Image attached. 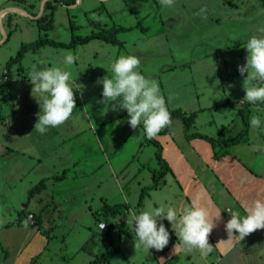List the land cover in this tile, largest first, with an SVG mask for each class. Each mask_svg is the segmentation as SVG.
<instances>
[{"label":"rangeland","instance_id":"rangeland-1","mask_svg":"<svg viewBox=\"0 0 264 264\" xmlns=\"http://www.w3.org/2000/svg\"><path fill=\"white\" fill-rule=\"evenodd\" d=\"M74 5L58 4L54 28L45 31L35 19L41 11V0H0V13L17 7L29 14L7 13L0 27V116L4 119L0 117V264H31L35 259L37 264H91L113 245L130 255L133 239L120 233L119 228L101 231L100 222L124 221L125 226L133 227L127 224V218L137 213L141 191L151 188L152 169L160 166L155 147L145 143L143 127L133 129L128 123L127 110H112L100 103L103 85L97 81L112 75L111 65L122 54L139 57L137 71L159 84L169 112L181 109L187 115L196 113L188 135L199 132L218 138L225 127L224 138L235 137L245 128L239 109L246 108L249 119L258 116L261 126L249 128L246 134L250 143L232 146L229 151H236L247 162L264 160V102H240L246 95L243 82L247 73L241 76L238 71V66L246 63L247 40L261 35L260 29H264V0H175L168 8L159 0H82ZM202 8L206 9L203 13ZM114 27L125 28L118 34L120 45L101 39L75 48L46 45L29 51L20 71L19 65L12 66L10 91L3 83L4 73L9 71L7 62L23 44L44 36L69 43L73 36L83 38ZM68 52L78 57L69 69L76 108L62 125L50 127L44 134L35 133L29 124L33 118L38 121L40 106L31 94L33 85L28 75L34 65L63 67L62 59ZM119 115L123 116L117 118ZM5 121L3 125L11 121L14 130L16 126L24 130V137L15 139L17 135L10 127L1 125ZM29 132L30 141L36 144L43 137L48 148L43 150L40 145L37 151L30 150L25 143ZM184 132L181 120L174 118L171 134L181 142ZM142 143L143 148L137 152ZM254 145L260 146L258 152L253 150ZM8 147L17 148L18 153L6 156ZM23 152L35 154L37 161L42 158L43 165L30 156L25 158ZM62 165L68 167V178L48 181L47 190L24 205L29 190L44 177L61 174ZM259 169L263 173L264 164ZM168 181L171 187L149 189L142 203L145 209L149 203L157 206L158 201L165 204L169 198L178 212L188 205L176 196L170 176ZM38 197L43 198V204ZM52 197L56 203L51 202ZM105 197L110 205L127 203L130 211L115 217L98 214L97 219L93 213L102 209ZM224 211L230 217L226 208ZM29 212L41 214L39 224L31 223ZM169 234V239L176 235ZM209 243L214 248L207 256L199 250L183 252L173 264H225L227 259L215 252L210 237ZM240 247L250 249L251 254L240 257L239 264H264V229L251 233ZM117 263L126 264L121 257Z\"/></svg>","mask_w":264,"mask_h":264},{"label":"clouds","instance_id":"clouds-1","mask_svg":"<svg viewBox=\"0 0 264 264\" xmlns=\"http://www.w3.org/2000/svg\"><path fill=\"white\" fill-rule=\"evenodd\" d=\"M159 3L168 8L174 6L175 0H159ZM205 10L202 8L201 13ZM260 32L261 35H252L247 40L244 47L248 52L246 63L238 66L241 76L247 73L243 82L246 95L240 102H264V29H260ZM77 59L76 55L68 52L63 56V67L40 68L34 65L30 71L28 78L33 85L31 94L40 106L34 132L44 134L50 127H58L71 117L76 108V100L70 84L69 69ZM139 66L140 59L136 55L122 54L115 59L111 65L112 75L108 74L97 81L103 85V100L100 103L112 110H127L131 128L142 126L147 138L153 139L171 124V115L159 84L137 71ZM260 126V118L252 116L250 127L257 129ZM259 148L258 145L253 146L254 151ZM157 205L149 203L146 210H141L138 214L133 212L131 219L127 218V224L134 226L135 249L142 247L145 251L153 248L163 250L169 244L170 234L165 225L158 222L167 220L178 237L173 248L175 254L199 250L202 256H207L213 251L209 235L217 226L214 220H219L221 213L211 217L198 199H193L179 212L171 205L165 206L163 200L158 201ZM242 207L244 215L240 211L228 210L230 219L225 224L228 234L226 241H243L249 234L264 229V199H255ZM24 224L27 226V221ZM104 227L105 224H101V228ZM222 242L225 240L215 246Z\"/></svg>","mask_w":264,"mask_h":264},{"label":"crops","instance_id":"crops-1","mask_svg":"<svg viewBox=\"0 0 264 264\" xmlns=\"http://www.w3.org/2000/svg\"><path fill=\"white\" fill-rule=\"evenodd\" d=\"M3 18H1V23L3 22ZM11 76L12 74H10L9 78L7 80H4L3 82L5 85L8 86L7 89L9 91L12 86ZM4 102L6 103V100ZM122 116L123 115H119L117 118H120ZM0 117L2 118L1 120H4L3 116ZM6 122L7 121L2 123L1 125L4 127H10L11 132L17 135L14 136L15 139L17 137H24V130H17V127L19 126L17 120L16 123L18 126L15 127V130L12 128L11 121H9L8 124L3 125ZM36 122V119L33 118L32 125L29 124V128H32L33 132ZM249 128L251 129V127ZM30 129L27 128V130ZM171 129L172 124L166 134H157L154 138L159 141L162 145L163 158L168 163L170 169L164 178V183L158 189L162 188L163 186L164 188L171 187L168 181V177L170 176L176 185V196L182 198L184 201L187 202L188 205L193 199H198L201 205L209 211L211 217H215L218 213H221L220 219L214 220L217 226L210 233L209 237L212 239L214 245H217L221 240H225V242L220 243L219 246H215V252L219 256H221V258L227 259L225 264H239L240 257L245 256L247 258L251 254V252L248 248L240 247V244H242L243 241H239L236 239L226 241L228 239V234L225 230V224L230 219V217L225 214L224 210L226 208L227 212L230 208H232L231 210L240 211L241 215H244L242 207L243 205L251 203L255 199H264V171L263 173H261V170L259 169V167L264 164V160L261 161V158H256L255 160H253V158L255 157V155H253L252 159H250L253 161L247 162L244 157H240L236 151L232 152L231 150L229 151L228 155L222 156L220 159H215L213 147L208 141L200 138L189 140L187 139L188 134L185 131L184 135L182 136V141L179 142L176 137L171 134ZM250 129L248 130L250 131ZM29 135L30 132L27 133V135L25 136L27 137V139H25V143L28 144L27 147L30 150L37 151L40 145L43 150L44 148H48V143L46 139H43L42 137V139L40 138L36 140L37 142L36 144H34L33 141L29 140ZM242 142L234 145V147L236 148L240 144L248 145L250 143L247 137H245ZM142 148L143 143L140 145L137 152L141 151ZM8 150L9 153L6 156L18 153V149L14 147H8ZM24 150L28 151V149L26 148ZM132 153H134L133 155L136 154L135 151H132ZM23 156L25 158L30 156L32 160L35 159L33 158L35 156V154L33 153L31 155H28L27 153L23 152ZM37 159L39 160L37 161L35 159V163L43 165V159ZM78 160H80V157ZM63 162H65V160L58 161V163ZM56 163L57 161L55 160V162H53V165H55ZM63 166L64 165H62L60 168H63ZM62 170L68 171V167L66 166ZM152 170L153 176V172H155L156 170H160V168H155ZM152 185L150 186L152 187ZM37 200L38 202L43 204L42 197H38ZM104 200H106L108 203L109 198L105 197ZM51 202L56 203L54 197H52ZM172 204L173 202H171L170 198L165 200V206H172ZM144 209L145 208L143 207V210ZM29 213L36 215L35 212ZM122 222L125 225V222ZM161 223L165 225L166 229L170 231L171 234L175 233L169 226L167 220H162ZM120 233L122 232L120 231ZM129 238L133 239L132 237ZM177 242L178 237L175 235L173 239H169V244L163 250L158 251L153 248L149 251H145L142 247L138 250L135 249L133 239L131 241L133 247L128 249L130 255H127L125 250L121 246H119L121 249L120 253L115 255L106 264H116L118 257H121L126 264H131V262L134 264H173V261L178 258L177 256L179 254L183 252L186 253L185 251H181L179 254H175L173 252L174 245H176ZM110 244L112 245V243ZM188 259H191V256H189Z\"/></svg>","mask_w":264,"mask_h":264},{"label":"trees","instance_id":"trees-1","mask_svg":"<svg viewBox=\"0 0 264 264\" xmlns=\"http://www.w3.org/2000/svg\"><path fill=\"white\" fill-rule=\"evenodd\" d=\"M76 2H77V0H51V1H48L45 5V14L42 17H40L39 19H37V24L40 27V29L45 30V31H50L54 28V24H55L54 14L57 11V5L58 4L63 3L66 5H74V4H76ZM36 14H33V15H36ZM123 30H125V28H123V27H118V28L114 27V28L109 29V30H101L99 32L93 33V34L88 35V36L83 37V38L73 36L72 40L69 43L57 42L55 40H52V39L44 36V37H41L38 40L33 41L31 43L23 44L22 47L20 48V50L17 52L16 56L14 58H11L7 62L6 67L9 71H7L6 76H7V78H9V76L11 74L10 69L12 68L13 65H19V67H18L19 70L23 69L22 62L25 58V55L29 51H36V50H38V49H40L46 45H50L53 47L75 48L79 44L84 45V44H87L94 39H101V40H104L110 44H114V45L119 44L120 45L121 43L118 40V34L120 32H122ZM238 114L242 117L243 123L245 126V128L240 132V134L238 136L224 138L223 134H224V131L226 129L224 127L223 130L220 132L218 138H213V137H210L208 135H204V134H201L199 132H196V133L187 135V139L190 140V139L200 138V139H204V140L208 141L213 147L215 159H220L222 156L229 154V148L230 147H232L236 144H239L246 137V134H247L248 129L250 127V121H249L250 119H249V116L247 113V109L246 108L239 109ZM170 115H171V124H172L174 118H179L184 125V129H185L186 133L188 134V131L191 130V127L193 126V123L195 121L196 113H192L190 115H187L181 109H175V110L170 111ZM171 124L166 126V128L161 130L158 134H166L168 132V129L170 128ZM145 143L150 144V145L155 147V149H156L155 158H156L158 165L160 166V170H156L155 172H153V176H152L153 185H152V187L142 189L141 194H140L139 203H138L137 213H139L141 210H143V204L142 203H143V200L145 198V195L148 194L149 189L159 188L164 183V181H162V179L165 178L167 172L170 170L168 163L163 158V154H162L163 148H162V145L160 144V142L154 138L148 139L147 136L145 135ZM66 178H67V170H65L64 172H62L59 175L43 178L39 183H37L35 186H33L29 190V192H28L29 200H28V203L24 204V205H28L32 199H34L36 196L42 194L45 190H47L48 181L55 180V181L60 182V181L65 180ZM129 211H130V206H128V204H126V203H124V204L118 203V204L110 205L109 203H107V201H105L102 209L98 212H94L93 214L98 219L99 218L98 214H101L105 217H107V216H114L115 217V216H118L124 212L127 213ZM24 213H25V209L20 211V217L23 216ZM29 214H32V213H29ZM33 215H34V219H35L34 224H39L41 214L40 215L33 214ZM114 228H119L122 233L128 235L129 237L135 238L134 226H133V228H129L128 226H125L123 224V222L121 221V222H118L116 224H108V230L107 231H109L110 229H114ZM111 243H112V245L114 244L113 242H111ZM120 251H121V249L119 246L113 245L112 250H110L109 252L104 253L100 256H97L94 260H92L91 264H106L115 255L119 254ZM37 262H38V260L35 259L34 261H32L31 264H37Z\"/></svg>","mask_w":264,"mask_h":264},{"label":"water","instance_id":"water-1","mask_svg":"<svg viewBox=\"0 0 264 264\" xmlns=\"http://www.w3.org/2000/svg\"><path fill=\"white\" fill-rule=\"evenodd\" d=\"M48 1H49V0H41V11H40V13H39V16H38L37 18H35V19H39V18L42 16V12H43L44 7H45V5H46V3H47ZM81 2H82V0H79V2H77V3L74 5V7L77 6V5H78L79 3H81ZM10 12H17V13H19V14L29 16V14H28L27 12H25V10H23V9H21V8H16V7L12 8V7H9V8H7V9L2 10V12L0 13V27H1V18H2L4 15H6L7 13H10ZM4 35H5V34H4Z\"/></svg>","mask_w":264,"mask_h":264},{"label":"built area","instance_id":"built-area-1","mask_svg":"<svg viewBox=\"0 0 264 264\" xmlns=\"http://www.w3.org/2000/svg\"><path fill=\"white\" fill-rule=\"evenodd\" d=\"M6 75H7V72H5V80L8 79ZM28 218H29V220L31 221L32 224L35 223V219H34V215L33 214H29ZM101 224H105L104 229L101 228ZM99 227H100V230H102V231H107L108 230V224L106 222H101Z\"/></svg>","mask_w":264,"mask_h":264}]
</instances>
